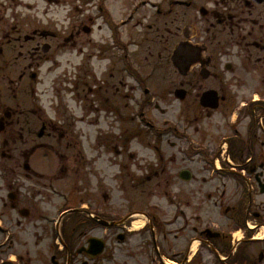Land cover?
<instances>
[{
	"label": "flooded vegetation",
	"instance_id": "1",
	"mask_svg": "<svg viewBox=\"0 0 264 264\" xmlns=\"http://www.w3.org/2000/svg\"><path fill=\"white\" fill-rule=\"evenodd\" d=\"M40 1L47 8L42 13L34 0H0V117L11 112L0 135L25 141L27 80L37 78L43 63L62 59L70 66L65 75L84 111L100 110L95 98H122L123 88H167L152 101L149 91L139 95L135 115L145 124L135 125L129 135L142 144L126 141L121 112L116 116L121 121L117 139L100 144L104 156L107 151L115 154L110 176L115 185L104 183L105 172H98L102 186L95 187V200L72 205L77 211L52 231L62 239L51 244L52 263L204 264L205 255L210 264H264V235L257 236L264 226V202L256 201L255 191L256 182L264 181V0ZM237 86L253 87L257 97L250 94L251 104L234 118L236 93L230 89ZM205 91L216 93L217 100L207 103L216 109L200 103ZM175 93L184 96L178 127L169 120L161 124L153 112L166 114L158 103L170 106ZM86 98L92 100L84 102ZM30 111L41 119L37 110ZM213 119L209 135L207 120ZM71 125L48 132L45 124L40 137L57 143L50 146L58 158L53 176L25 171L22 157L29 156L23 148L3 154L7 159L0 161V168L9 174L2 180L5 195L0 198L5 216L24 209L27 217L40 216L38 202L47 197L44 192H57L62 178L68 179L72 194L79 193L82 201L88 198L82 180L95 161L71 145ZM189 128L200 139L211 138V145H193ZM224 145L227 156L237 162L229 168L220 165L217 171L228 172L231 193L224 183L220 188L214 170ZM202 154L209 164L201 162ZM195 160L199 173L184 171ZM23 221H16L20 234L8 233L7 227H0V234L22 235ZM239 227H245V233L234 248L231 233ZM40 235L34 230V239ZM5 237L0 264L8 263L13 243ZM92 239H98L99 246L91 248ZM15 260L28 264L23 255Z\"/></svg>",
	"mask_w": 264,
	"mask_h": 264
},
{
	"label": "rangeland",
	"instance_id": "2",
	"mask_svg": "<svg viewBox=\"0 0 264 264\" xmlns=\"http://www.w3.org/2000/svg\"><path fill=\"white\" fill-rule=\"evenodd\" d=\"M37 2L36 9L39 8V12H43L44 4L40 0H34ZM47 9V8H46ZM48 12H50V9H48ZM47 12V13H48ZM39 17V14L37 15ZM40 17H44L43 15H40ZM67 59V57H65ZM60 60V59H59ZM77 61V59H75ZM71 71L70 66L68 64H65L64 61L61 59L57 64L55 63H43L40 64L38 69L36 70V79L27 80V107L30 111V109L35 110L37 107L42 110V121H44V124H51V121L56 123L58 126H64L66 129L68 128V125L72 123L71 129L73 132V139L75 141H71V145L74 147L75 150L79 152V149L83 154L86 156H91L90 159H93L95 161L94 164H89V166L86 168H90L91 174L86 179L82 180V186L85 187L87 190L86 192L89 194L87 196L88 200H95L94 197V189L98 185L100 187L101 185V178L98 175V172H105L106 177L104 180V183H108L111 186H114L115 183L114 178L111 179L110 176H112L115 167L109 166V160L111 163L115 164L114 160H111L109 157L110 154L106 153V158H108L107 166L101 164V162L104 159V155L102 154V145H100L99 138H101L103 135H113L118 133V131L121 128V121L117 122V117H119V114L121 112L122 114V120H123V128L122 131L126 134H130L132 132V128L137 125V119L136 116H134L132 113H134L135 108V102L138 101V98H141L139 96V92L135 91L131 93V90L129 88H124V94H128L129 96L127 99H120L116 95H109L112 97L107 96L106 98H95L94 101L100 103V105H103V102L105 101L103 106H106V112H102L100 116L97 113H90L88 115V119L78 122L77 118L78 116L82 115L83 112L81 111V102L77 99L76 93L72 89L75 87L74 84L69 85L68 84V77L65 75V72ZM221 75V74H220ZM225 77L229 76L228 73L224 74ZM15 77V76H14ZM29 83L31 86H29ZM19 87L22 89V84L20 83ZM72 87V88H71ZM150 87V86H148ZM244 87V86H237L230 89L231 94H234V91L236 93L235 96V115L240 114V117L242 116L240 106L241 102H245L247 98H249L250 94H253L256 92V90L252 87ZM167 88L162 89H154L156 93L161 91H166ZM82 97H84V93L82 92ZM125 98V97H124ZM172 99V98H170ZM92 100V98H86L84 102ZM130 100V101H129ZM190 99H188L186 102H189ZM122 102V103H121ZM185 102V103H186ZM121 103V105H120ZM163 108H166V114L161 115V121L160 123L163 124L164 120L171 119V122H176L177 125L179 123V109L180 104L178 102H172L171 106L160 104ZM58 110V111H57ZM240 112V113H239ZM155 115L158 114L154 112ZM159 115V114H158ZM117 116V117H116ZM125 116V118H124ZM31 116H29L30 118ZM218 116H215L214 119H217ZM214 119L212 121L207 120L208 123V134L212 135V124H214ZM49 120L48 122H46ZM51 120V121H50ZM40 122V121H39ZM243 122V120H242ZM21 123V122H19ZM63 124V125H62ZM126 124V125H125ZM242 125V124H241ZM38 127L35 129V131H39L41 129V125H37ZM80 129V130H79ZM81 131V133H80ZM63 134V131H61ZM187 137L193 142V145H211V141L209 137H205L204 139H200V134H195L194 130L189 128L186 130ZM200 133V132H199ZM85 134V135H84ZM223 133L221 132L219 135H216V137L221 136ZM82 135L83 137L80 138L79 136ZM86 136V137H85ZM213 137L212 136V143H213ZM17 136H11L8 138V144L12 146L13 148L17 147L19 144V141L17 139ZM109 139V138H108ZM31 140V139H30ZM98 140V144H96V141ZM47 141L44 139L42 141H38L39 146L40 144H44ZM34 143V142H33ZM28 143L25 148H29V146L36 145L35 143ZM76 145L74 146L73 145ZM132 146L134 144H142L141 141L137 142L136 140L130 142ZM20 146V145H18ZM95 146V147H93ZM211 146H209L210 148ZM100 149V152L97 151V149ZM8 153V152H6ZM113 156L115 154L112 152ZM203 155V154H202ZM46 160V163H41V161ZM197 160V159H196ZM196 160L191 164L190 168L195 169L197 173H199V170L195 167ZM33 164L32 167L35 171H38L39 173H42L41 176L50 175L54 171L55 167V161L54 158H33ZM86 161V159H85ZM192 169V170H193ZM89 179L91 181V184L89 182ZM220 181H225V191L227 193L233 192V185L231 182L227 180V178L221 177L218 178ZM63 183H60V186H62ZM92 185V186H91ZM102 186V185H101ZM223 185L220 184V188H222ZM63 188V187H61ZM58 186L57 192H53L48 196L46 200H42L38 202V212L40 213V216L31 215L30 217L26 218L22 224L26 227L24 228V231L26 232H34V230H38V232L41 234L38 238L33 239V236L31 235V239L28 235V233H22V236L18 238L19 242L14 250L17 253H22L23 256L26 257V261L28 264H52L51 262V252L50 247L51 244L54 243L55 238H53L52 231L54 230L53 223L55 222V218L57 217L56 210L60 209L61 206H63V202H67V200L63 201L62 197V189ZM0 191L3 192V185L0 187ZM64 192V191H63ZM115 192V190H114ZM257 192V191H256ZM4 195V193H3ZM117 193L115 194L116 197ZM80 194H75L74 197H79ZM117 198V197H116ZM78 200V199H77ZM87 200V204L88 201ZM263 201L264 199L260 196H256V201ZM79 202V200H78ZM2 207L0 206V223H3V225L10 226L14 223V219H17V216L15 215L8 216V217H2L4 216V213H2ZM53 221V222H52ZM31 234V233H30ZM262 232H260V235ZM259 235V236H260ZM14 240H17V239ZM14 244L12 245V253ZM204 264H210L208 262L207 257L204 255Z\"/></svg>",
	"mask_w": 264,
	"mask_h": 264
},
{
	"label": "water",
	"instance_id": "3",
	"mask_svg": "<svg viewBox=\"0 0 264 264\" xmlns=\"http://www.w3.org/2000/svg\"><path fill=\"white\" fill-rule=\"evenodd\" d=\"M205 95H209V94L205 93Z\"/></svg>",
	"mask_w": 264,
	"mask_h": 264
}]
</instances>
